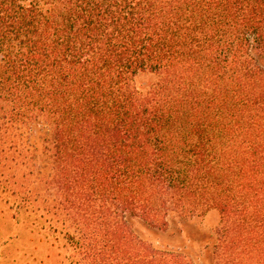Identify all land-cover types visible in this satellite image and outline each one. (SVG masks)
I'll list each match as a JSON object with an SVG mask.
<instances>
[{
	"label": "trees",
	"instance_id": "obj_1",
	"mask_svg": "<svg viewBox=\"0 0 264 264\" xmlns=\"http://www.w3.org/2000/svg\"><path fill=\"white\" fill-rule=\"evenodd\" d=\"M261 58L264 0H0V187L71 264H193L130 220L211 211L215 263L264 264Z\"/></svg>",
	"mask_w": 264,
	"mask_h": 264
},
{
	"label": "rangeland",
	"instance_id": "obj_2",
	"mask_svg": "<svg viewBox=\"0 0 264 264\" xmlns=\"http://www.w3.org/2000/svg\"><path fill=\"white\" fill-rule=\"evenodd\" d=\"M259 61L264 68V58ZM153 81L152 76L142 75L137 78L136 85L146 88ZM46 130L44 125L32 129V145L36 150L32 166L49 173V161L41 158L38 144V137ZM4 191L0 187V264H71L74 251L64 235L51 231L35 215V209H18ZM219 223L215 211L190 219L174 215L167 231L152 228L140 219L130 220L131 229L140 240L156 250L182 254L193 264H216L213 249L217 244Z\"/></svg>",
	"mask_w": 264,
	"mask_h": 264
}]
</instances>
